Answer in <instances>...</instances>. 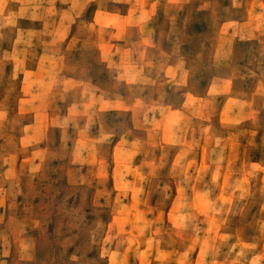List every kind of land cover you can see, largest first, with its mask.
Listing matches in <instances>:
<instances>
[{"label":"rangeland","instance_id":"374dc122","mask_svg":"<svg viewBox=\"0 0 264 264\" xmlns=\"http://www.w3.org/2000/svg\"><path fill=\"white\" fill-rule=\"evenodd\" d=\"M0 264H264V0H0Z\"/></svg>","mask_w":264,"mask_h":264}]
</instances>
